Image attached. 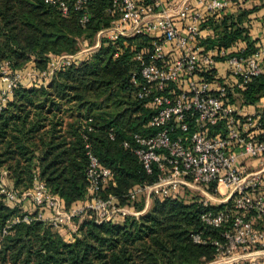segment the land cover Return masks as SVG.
Returning <instances> with one entry per match:
<instances>
[{"label": "trees", "instance_id": "obj_1", "mask_svg": "<svg viewBox=\"0 0 264 264\" xmlns=\"http://www.w3.org/2000/svg\"><path fill=\"white\" fill-rule=\"evenodd\" d=\"M234 1L236 8L212 12L201 22L213 30L203 43L226 47L243 41L249 53L258 45L250 35V14L258 6ZM107 3L90 0L92 17L81 26L80 12L72 6L63 16L44 0H0V59L22 68L33 57L43 67L49 54L76 52L80 39L89 40L109 24ZM152 39L148 33L114 43L101 38L90 56L59 68L48 83L14 88L0 109V178L5 171L8 186L18 193L40 178L64 207L75 206L87 194L89 147L112 172L114 183L104 194H114L116 203L127 201L135 185L152 181L154 175L123 146L132 132L147 130L152 112L134 94L131 81L139 66L151 61ZM141 47L145 53L137 60L134 54ZM238 93L243 103L264 96V70ZM132 208L142 210L143 202ZM21 210L0 199V264H205L214 258V246L193 242L191 233L216 237L220 231L200 222L196 201L177 198H154L138 216L119 214L96 222L85 215L69 237L40 219L7 227Z\"/></svg>", "mask_w": 264, "mask_h": 264}, {"label": "built area", "instance_id": "obj_2", "mask_svg": "<svg viewBox=\"0 0 264 264\" xmlns=\"http://www.w3.org/2000/svg\"><path fill=\"white\" fill-rule=\"evenodd\" d=\"M44 1L63 16L70 6L77 9L81 26L92 17L90 0ZM197 2L200 8L163 0H108L109 24L95 33L97 46L101 38L114 43L120 37L153 35L151 61L142 63L131 77L134 94L152 112L147 130L132 132L123 146L154 179L132 187L127 200L139 196L182 199L186 191L221 192L223 187L226 196L217 203L210 196L192 200L201 206L200 222L220 229L216 237L193 231L192 241L214 246L215 256L208 264H264V116L260 111H243L232 100L253 76L263 72L264 44L249 53L240 41L236 46L202 47L201 22L208 14L228 8L229 1ZM88 49L49 54L44 68L33 62L15 68L9 60L0 59V109L12 98L14 88L48 83L56 70L81 61L80 54ZM144 53L141 47L134 58L142 60ZM86 154L87 194L71 207H64L62 199L37 177L26 191L7 189L3 171L4 201L16 204L28 197L35 210L13 221L40 219L61 227L78 215H93L101 222L125 214L114 194H104V188L114 183L111 170L91 148ZM245 157L257 158L259 167L249 170L242 160Z\"/></svg>", "mask_w": 264, "mask_h": 264}, {"label": "crops", "instance_id": "obj_3", "mask_svg": "<svg viewBox=\"0 0 264 264\" xmlns=\"http://www.w3.org/2000/svg\"><path fill=\"white\" fill-rule=\"evenodd\" d=\"M228 1H229L228 8L234 9L237 7V3L234 0H228ZM238 1H240V0H238ZM163 2L173 3L174 5H178V6L182 5L183 3H187V4H190L191 8H200L201 7L200 4H198L197 0H163ZM241 4L243 6H247V7H251L253 5L258 6V8L255 9L250 14L251 24H252L251 29H250V35L252 38H257V41H256L257 44H264V0H242ZM211 34H213L212 28H210L208 26L203 27L201 25L199 44L202 47H204V48L210 47V46H207L203 42ZM240 42H243V41H240ZM237 44H238V42L233 43L231 45L236 46ZM32 62H33V60H32ZM32 62H30V63H32ZM236 95H238L239 97H238V100H234V103L238 107H240V109H242L243 111H246V112L260 111V112H262V114L264 116V96H261L259 98V100L256 101L255 103H243L240 94L237 93ZM242 160L246 164V166L249 170L257 169L259 167V162H258L259 160L257 158L245 157ZM4 179L6 182H8L7 179L5 178V176H4ZM150 198H148V199L145 198V202H149ZM153 199H151V200H153ZM24 202H25V204H27L26 201H24ZM28 206L30 207V205H28ZM29 209L32 210V209H34V207L32 206ZM74 226L75 227H74V229H72V231H74L77 227L76 225H74ZM59 231L65 237H69L71 234V232H66V230H64V229L59 230Z\"/></svg>", "mask_w": 264, "mask_h": 264}, {"label": "rangeland", "instance_id": "obj_4", "mask_svg": "<svg viewBox=\"0 0 264 264\" xmlns=\"http://www.w3.org/2000/svg\"><path fill=\"white\" fill-rule=\"evenodd\" d=\"M96 35H94L93 37H91V38H89V40L87 39V41H86V43L85 42H79V47H80V49H85V48H89L87 51H83L80 55H81V59L80 60H83V59H85L86 57H88V56H90L91 54H92V52L99 46H97L96 44ZM95 44V45H94ZM94 45V46H93ZM89 51H91V53L89 54L88 52ZM32 60H33V57H31V59L30 60H28V62L30 63V62H32ZM33 63H34V60H33ZM46 65H47V62L45 63V65L43 66V67H39V66H37V67H39V68H44V67H46ZM235 96V97H234ZM233 96V101L234 100H238V95H234ZM7 189H10V188H12L11 186H8V185H4ZM0 188H1V186H0ZM13 189V188H12ZM221 189V192H216V190H212V189H210V190H207V192H203V191H186V192H183V194L181 195V198L183 199V200H185L186 202H190V201H192V200H197V199H199V198H201V197H204V196H210L211 197V200H212V202H218V200L219 199H222V198H224L225 196H226V193H227V191L225 190V188H223V187H221L220 188ZM28 190V189H27ZM26 191V190H25ZM154 197L152 196L149 200V202H145V198L143 197V196H139V197H137L136 199H134V200H127V201H125L122 205H123V212L125 213V214H128V215H134V216H138L140 213H142V212H144L145 210H147L149 207H150V205H151V203H152V200L151 199H153ZM0 199L1 200H3L4 201V199H3V195H2V193H1V191H0ZM24 201H26L27 202V204H25V202ZM140 203V202H143V209L142 210H135L134 208H132V206L134 205V203ZM12 204H13V202H12ZM17 205H19L20 207H21V213L23 214V213H29V214H33L34 212H35V210L34 209H29L30 207H32V204H31V201H30V199H28V197L26 198V199H22V200H20V203H16ZM28 205H30V207L28 206ZM135 211H137L135 214L133 213V212H135ZM138 211H140V212H138ZM18 216V215H17ZM17 216H15L14 217V219H12L11 221H9L7 224H6V226L8 225V226H10V223L11 222H13V220H15L16 219V217ZM85 217V215H78V216H75L74 218H73V220L69 223V224H64V225H62L61 227H56V229L57 230H62V229H64V230H66V232H73L72 231V229H74V225H78V223L80 222V220H81V218H84ZM7 226V227H8ZM6 227H4V229H5ZM3 229V233L5 232V230ZM211 261H213V259L212 260H210V261H208V262H206L205 264H208L209 262H211ZM212 264H218V263H212Z\"/></svg>", "mask_w": 264, "mask_h": 264}, {"label": "bare ground", "instance_id": "obj_5", "mask_svg": "<svg viewBox=\"0 0 264 264\" xmlns=\"http://www.w3.org/2000/svg\"><path fill=\"white\" fill-rule=\"evenodd\" d=\"M212 264V263H211Z\"/></svg>", "mask_w": 264, "mask_h": 264}]
</instances>
